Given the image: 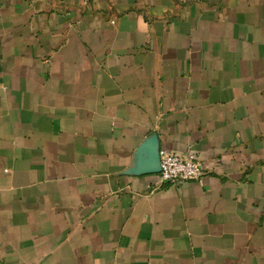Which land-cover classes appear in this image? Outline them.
<instances>
[{
    "label": "crops",
    "instance_id": "1",
    "mask_svg": "<svg viewBox=\"0 0 264 264\" xmlns=\"http://www.w3.org/2000/svg\"><path fill=\"white\" fill-rule=\"evenodd\" d=\"M0 264H264V0H0Z\"/></svg>",
    "mask_w": 264,
    "mask_h": 264
},
{
    "label": "built area",
    "instance_id": "2",
    "mask_svg": "<svg viewBox=\"0 0 264 264\" xmlns=\"http://www.w3.org/2000/svg\"><path fill=\"white\" fill-rule=\"evenodd\" d=\"M160 181L172 185L196 180L203 174L200 162L193 153H174L159 150Z\"/></svg>",
    "mask_w": 264,
    "mask_h": 264
},
{
    "label": "water",
    "instance_id": "3",
    "mask_svg": "<svg viewBox=\"0 0 264 264\" xmlns=\"http://www.w3.org/2000/svg\"><path fill=\"white\" fill-rule=\"evenodd\" d=\"M157 157H158V163H157V172L159 171L160 169V166H159V150L157 152Z\"/></svg>",
    "mask_w": 264,
    "mask_h": 264
}]
</instances>
